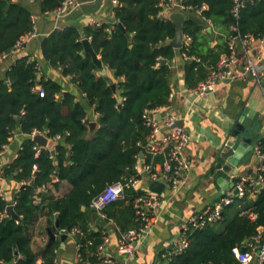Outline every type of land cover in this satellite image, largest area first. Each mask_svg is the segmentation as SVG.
<instances>
[{"label":"trees","instance_id":"1","mask_svg":"<svg viewBox=\"0 0 264 264\" xmlns=\"http://www.w3.org/2000/svg\"><path fill=\"white\" fill-rule=\"evenodd\" d=\"M62 2L0 0V56H13L16 43L35 30V4L48 13ZM183 2L193 7L184 13H193L202 22L185 21L184 33L192 40L180 49L170 44L176 24L170 17L159 15L158 0H118L113 25L89 24L83 31L72 25L41 38L44 60L69 77L78 92L41 76L38 60L28 55L19 56L4 73L0 72V151L14 134L24 135L17 157L3 168V176L13 177L21 187L13 206L0 195V212L9 211V216L0 219V264H37L40 253L31 247L30 227L40 213L48 216L54 231L81 228L78 243L82 259L97 264L104 233L92 227L95 210L90 204L107 185L138 175L136 165L142 153L145 161H150L146 148L150 128L143 112L170 105L178 53L201 58L186 60L183 65L185 82L194 88L218 65L221 55L229 52L232 26H237L241 36L250 34L260 39L264 35V0H244L237 17L233 15L234 0ZM203 4L207 8L198 15L196 10ZM209 23L221 33V41L214 47ZM85 38L113 76L97 73L98 65L85 50ZM38 84L45 90L43 95L34 90ZM92 119L97 122L94 130ZM35 129L48 130L50 137L61 136L54 152L46 147L37 151L38 145L31 138ZM260 141L264 152V138ZM162 158L155 157L156 161ZM64 180L72 188L63 196H56L51 189L41 190L48 184L58 187ZM126 193V198L104 210L106 220H112L121 231L137 226L133 202L143 191L128 188ZM243 199H247L246 211L226 219L221 230L216 229L217 222H208L203 228L189 227L185 231L189 247L162 264H233L234 248L246 244L264 226V187L255 200L249 196ZM230 206L225 207L222 218ZM57 220L59 228L55 227ZM56 246L54 242L42 250L44 264H54Z\"/></svg>","mask_w":264,"mask_h":264},{"label":"crops","instance_id":"2","mask_svg":"<svg viewBox=\"0 0 264 264\" xmlns=\"http://www.w3.org/2000/svg\"><path fill=\"white\" fill-rule=\"evenodd\" d=\"M114 6L113 0H84V4L69 15L57 17L52 13L41 12L39 6L35 4L32 9L38 35L25 43L16 54L0 61V72L4 73L19 56L28 55L38 60L41 76L53 78L63 83L66 88L78 92L77 86L71 82L69 77L62 75L58 68L44 60L40 46L41 38L49 35L55 29L72 25L83 31L84 27L91 24L94 19L113 25L116 21ZM207 29L214 32L211 46L218 45L221 41V33L212 25ZM236 44L239 70L244 71L246 59L251 57L260 67V80L247 74L245 78L236 82L219 83L216 91L203 97L195 96L192 88L186 84L183 70L186 60L181 53H178L177 69L174 76L175 89L171 103L164 107L163 114L171 112L178 115L179 120L183 121V125L190 130L192 140L185 153L191 161V167L186 172L184 182L178 189H172L166 184L162 194H159L165 201L154 211L153 226L147 235L139 241L136 256L131 264H162L168 258L164 254L174 252L178 241L185 234L188 220L199 215L208 206L217 203L222 198L223 195L218 198L216 196L222 190L223 183L234 182L233 175L248 177L257 175V169L263 162L257 148H260L259 141L264 138V43L255 39L250 45L252 50L249 54L240 41H237ZM98 57L101 59L100 55ZM97 73L106 77L113 76V71L103 63ZM89 113L90 116L94 115L93 110H90ZM91 121H95V119ZM237 123L243 124L250 130L255 146L252 152L241 159V164L238 167H232L229 165L230 159L220 156V150ZM23 138L24 135L16 133L7 148L0 154V195L9 202L15 199L21 183L13 177H4L3 168L13 162L18 155ZM142 162L146 163L144 156L139 160L140 168L143 171ZM219 162H222L221 166L218 165ZM220 177L224 178V182L219 180ZM57 180L55 179V181ZM151 182L148 173L143 171L138 190L149 191ZM71 188V183L66 180L62 181L58 187L53 185L50 187L56 196L67 194ZM256 198V194L249 197L250 200ZM246 201L247 199H237L233 205L228 207L225 210L226 215L216 223V229L221 230L224 227L223 224L226 223L227 216L232 219L237 213H242L245 210ZM83 209L85 208L83 207ZM101 219L97 222L92 219V227L95 230H103V233L109 236L106 251L111 256L118 257L122 231L112 220H107L108 223L105 224ZM48 223V216L40 213L30 227L31 247L40 253L37 264H44L42 250L54 242L57 243L54 264H80L78 236L66 235L63 237L60 229L54 231ZM50 230L56 234L52 243ZM243 247L246 249L245 244L241 246V248Z\"/></svg>","mask_w":264,"mask_h":264},{"label":"built area","instance_id":"3","mask_svg":"<svg viewBox=\"0 0 264 264\" xmlns=\"http://www.w3.org/2000/svg\"><path fill=\"white\" fill-rule=\"evenodd\" d=\"M30 1L33 2L34 0ZM158 1L159 6L161 7L159 15L165 18L170 17L172 12L181 11L186 13V11L193 9L192 6L184 4L183 0ZM234 1L235 6L233 8V15L237 17L240 7L244 4V0ZM113 2L115 5L118 4V0H113ZM83 4L84 0H63L58 7L48 13H52L57 17H65L77 8L81 7ZM206 8L207 4H203L201 8L196 10L197 14L199 15L201 10ZM91 24L101 26L104 23L100 20L94 19ZM209 24L212 25L211 23ZM232 29L234 31L238 30L236 25L232 26ZM37 35L38 33L35 29L28 35L23 36L16 43L12 54H15L25 43L29 42ZM185 38L186 41L184 44L190 43L192 40V38L187 34H185ZM255 39L256 38L250 34L241 36L239 33L238 36H231L228 39L229 52L223 53L218 65L209 71L208 76L204 80L200 81L197 86L192 88V92L195 96H206L208 93L216 91L219 83L228 81L236 82L245 78L247 74L256 77L257 80H260V67L251 57L246 59L244 71L239 70L237 65L238 55L236 51V42L240 41L246 52L249 54L252 50L250 45ZM258 40L261 43H264V35ZM182 56L185 60H201L200 57L196 55H189L187 53H182ZM7 57H9L7 54L0 56V61ZM38 67L40 69L39 62ZM34 90L39 92L41 95L45 93L44 88L40 84L35 86ZM172 97L173 93L170 98ZM164 107L165 106H160L156 109L146 108L143 112L144 122L150 128L146 148L148 154L151 156L150 161L145 163L146 165L143 171L148 173V177L151 181L165 180L168 187L178 189L183 184L186 172L191 167V161L185 151L192 140V134L185 125L178 124V115L171 112L163 114ZM40 133L48 135V130L35 129L31 134V138L33 139L35 135ZM14 135L12 137H14ZM50 139L52 140V146L49 149L54 152L55 145L61 139V136L56 135L55 137H50ZM7 146L8 144L3 146L0 154L3 153ZM36 148L39 152L42 147L38 145ZM257 151L261 159L264 160V152H262L259 147L257 148ZM158 155L163 156L162 160L156 161L155 157ZM136 168L138 170V175L107 185L106 188L92 200L90 204L91 208L97 211L102 219L107 218L104 210L109 204L126 198V191L128 188L138 189V184L141 180L143 171L140 168L139 163L136 165ZM257 171V175L253 177L233 175L235 185L230 187L217 203L208 206L202 213L190 218L187 222L186 230L191 226L194 228H203L208 222H218L222 219L225 207L233 205L237 199H243L247 196L250 197V195L254 194L258 195L261 188L264 187V165L261 164ZM50 187L51 184L44 185L41 187V190H48ZM235 189L238 190L237 193L235 192ZM164 201L165 199H163L161 195L151 190L139 194L133 202L136 212L137 226L122 231L118 246L119 256L113 257L107 253L106 248L109 242V236L104 233L103 241L98 246L97 264H131L133 258L136 256L139 241L147 235L153 226L154 211L158 209ZM14 204L15 202L12 201L11 206ZM245 211L246 210H243L242 212ZM250 215L252 218L256 217V214L254 213H250ZM7 216H9L8 209L0 212V219ZM16 222L19 223V220ZM60 233L76 237L79 234H82L83 231L78 227H64L60 229ZM189 245L190 240L186 234H184L178 241L174 252L165 253L164 256L170 257L174 254H182L189 247ZM245 245V250H243L241 246L234 248L236 261L233 264H263L264 226H261L258 229V232L253 235ZM79 257L81 262L80 264H89V261L82 259L80 252Z\"/></svg>","mask_w":264,"mask_h":264},{"label":"water","instance_id":"4","mask_svg":"<svg viewBox=\"0 0 264 264\" xmlns=\"http://www.w3.org/2000/svg\"><path fill=\"white\" fill-rule=\"evenodd\" d=\"M170 18L176 24V34H175L174 38L170 41V44L173 45L175 48L180 49V48H182V46L184 45V42L186 41L185 33H184L185 21L186 20H194L197 22H202V19H200L197 15H195L193 13L185 14L184 12H181V11L172 12L170 15ZM119 25L121 26V28H123V30H125L121 23ZM209 30H211V28H209ZM238 35H239V31L235 30L234 36H238ZM84 45H85L86 52H89L92 55L94 62L99 67L102 66L103 62L98 57V54L92 48V45H91V42L89 39H87V38L84 39ZM162 62L167 63V59H163ZM228 82H230V81H228ZM112 86L114 89H116V84H113ZM178 124L183 125V121L179 120ZM96 125H97L96 121H91V123H90L91 130H94ZM33 140L41 147L51 148V146H52V140L45 133H40V134L35 135L33 137ZM253 141L254 140H253L252 135L250 134V130L247 129L246 126H244L243 124L237 123L234 126V128L231 130L230 136L228 137V139L224 143L222 149L220 150V156H223V157L230 159V163H229L230 166L238 167V165L241 164V159H243L245 157V155H247L248 153L252 152V150H254L255 145H254ZM143 156H144V154L142 153L141 157H143ZM262 164L264 165V160H263ZM145 165H146L145 162L141 163V167L143 169L145 168ZM218 165L221 166L222 162H219ZM219 180L221 182L222 181L224 182V178H222V177H220ZM234 185H235V183L233 181L223 183L221 185L222 190L220 192H218L216 197L218 198V197L224 195L225 191L227 189H229L230 187H233ZM165 187H166V181L165 180L152 181L150 184V190L155 192V193H158V194H162ZM235 192L237 193L238 190L235 189ZM92 219L94 222H97V220L101 219L100 214L97 211H94L92 213ZM101 221L105 224L108 223V221L105 219H101ZM56 226L58 228L60 227L58 220L56 222ZM50 234H51V243H52V241L56 237V234H54V232L52 230H50ZM65 236H66V234H63V237H65ZM242 249L245 250V247H243Z\"/></svg>","mask_w":264,"mask_h":264},{"label":"rangeland","instance_id":"5","mask_svg":"<svg viewBox=\"0 0 264 264\" xmlns=\"http://www.w3.org/2000/svg\"><path fill=\"white\" fill-rule=\"evenodd\" d=\"M227 221H229V217L227 216ZM224 223V222H223ZM224 225V224H223Z\"/></svg>","mask_w":264,"mask_h":264}]
</instances>
